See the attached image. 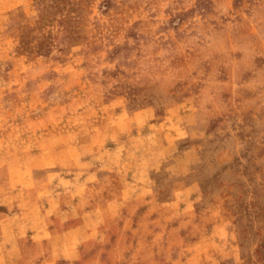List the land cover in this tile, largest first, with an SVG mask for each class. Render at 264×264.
I'll list each match as a JSON object with an SVG mask.
<instances>
[{
    "label": "rangeland",
    "instance_id": "374dc122",
    "mask_svg": "<svg viewBox=\"0 0 264 264\" xmlns=\"http://www.w3.org/2000/svg\"><path fill=\"white\" fill-rule=\"evenodd\" d=\"M0 264H264V0H0Z\"/></svg>",
    "mask_w": 264,
    "mask_h": 264
},
{
    "label": "crops",
    "instance_id": "0c3cea01",
    "mask_svg": "<svg viewBox=\"0 0 264 264\" xmlns=\"http://www.w3.org/2000/svg\"><path fill=\"white\" fill-rule=\"evenodd\" d=\"M92 170H88V171H86L85 173H84V175H87L88 177H89V175L91 174L90 172H91ZM94 172H95V174L97 175V173L98 174H100L101 172H99V170L97 169V170H93ZM101 175V174H100ZM88 177L87 178H85L86 180L85 181H87V182H91L92 180H89L88 179ZM47 182V181H46ZM32 183H33V186L35 185V181L33 180L32 181ZM61 201H64V199H68V198H70V196H68V195H61ZM55 198H53V196L52 195H47V196H45V197H43L40 201H41V205H42V208H41V211H43V214L44 215H46V216H49V217H51V216H54V217H56V215H57V213H60V212H57V211H61V213H63L64 212V214H69V216H67V220L69 219V218H71L73 215L72 214H70L71 212H70V210H68V209H64L65 207L64 206H57L56 207V204H55V200H54ZM77 203H73V205H76ZM76 207V206H75ZM63 210V211H62ZM76 210H78V212H79V214H78V216H82V215H89V212L90 211H84V210H80V206H78V207H76ZM92 211H94V210H91V212ZM94 213V212H93ZM4 214H6V213H4ZM59 215V214H58ZM72 215V216H71ZM105 215V214H104ZM63 221H59V223H57L56 225H55V227H54V229H50V227H49V231H53V230H55V233L56 234H58V233H61V235L59 236V238L60 239H62V238H64L65 239V245L66 246H68V247H72L75 243H78V240H77V236H75V235H77L76 233H78L79 232V230H77L75 227L76 226H80L79 225V223L78 224H76V225H72V226H67V227H64L63 226ZM56 228H59V229H56ZM78 231V232H77ZM75 238H76V240H75ZM58 239V238H57ZM72 244V245H71Z\"/></svg>",
    "mask_w": 264,
    "mask_h": 264
}]
</instances>
